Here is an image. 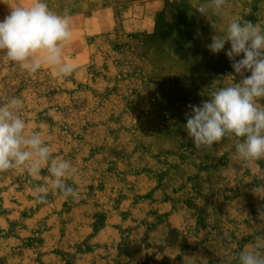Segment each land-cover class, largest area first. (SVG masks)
I'll return each instance as SVG.
<instances>
[{"label": "rangeland", "instance_id": "1", "mask_svg": "<svg viewBox=\"0 0 264 264\" xmlns=\"http://www.w3.org/2000/svg\"><path fill=\"white\" fill-rule=\"evenodd\" d=\"M148 3L154 12H119L90 36L86 63L63 51L68 77L0 52V106L22 101L26 131L71 162L78 193L40 203L46 167L0 173V264H239L264 240V160L238 159L237 138L197 149L185 130L188 105L251 74L234 71L230 42L207 45L232 19L264 27V0H226L219 15L210 0Z\"/></svg>", "mask_w": 264, "mask_h": 264}, {"label": "clouds", "instance_id": "2", "mask_svg": "<svg viewBox=\"0 0 264 264\" xmlns=\"http://www.w3.org/2000/svg\"><path fill=\"white\" fill-rule=\"evenodd\" d=\"M212 11L219 15L226 0H210ZM8 16L0 21V52L29 73L43 65L56 70L59 77L71 76L76 66L63 59V49L71 41V17L68 11L57 14L44 0H31L27 5L11 7ZM206 13L202 5L198 9ZM230 42L225 55L232 61L236 73L248 71L240 83L215 89L210 99L199 106L188 105L185 130L197 149L211 148L225 138H237L235 151L245 164L264 160V27L242 18L232 19L223 35H216L207 45L218 54ZM243 54V58L236 57ZM22 101L12 98L0 106V173L22 168L28 175L37 176L46 167L51 176L46 187L37 186L36 199L47 202L49 190L59 192L67 200L75 199L76 189L66 183L72 178L71 162L54 158L50 147L37 132L26 131V121L19 112ZM264 220V206L258 209ZM247 245L238 256L239 264H264V240Z\"/></svg>", "mask_w": 264, "mask_h": 264}, {"label": "crops", "instance_id": "3", "mask_svg": "<svg viewBox=\"0 0 264 264\" xmlns=\"http://www.w3.org/2000/svg\"><path fill=\"white\" fill-rule=\"evenodd\" d=\"M53 1L55 6H53ZM31 0H4L0 7V21L8 16L12 10L11 7L27 5ZM50 10L60 12L63 15L65 10L71 17L72 38L64 47L63 51L72 49L74 52V61L77 64L86 63L89 60L90 48L88 40L90 36L101 31V29H111V21L121 14L119 12H154L150 9L148 0H44ZM73 12L71 11L74 9ZM109 24V25H106ZM105 31V30H104ZM69 54V53H68Z\"/></svg>", "mask_w": 264, "mask_h": 264}]
</instances>
